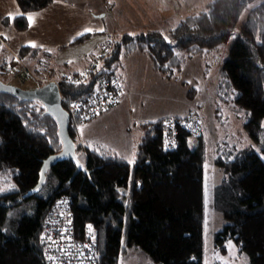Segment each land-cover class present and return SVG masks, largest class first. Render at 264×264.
Segmentation results:
<instances>
[{"label":"trees","instance_id":"16d2710c","mask_svg":"<svg viewBox=\"0 0 264 264\" xmlns=\"http://www.w3.org/2000/svg\"><path fill=\"white\" fill-rule=\"evenodd\" d=\"M16 2L22 15L3 23L26 31V15L40 12L54 0ZM235 33L221 79L233 90L235 111L246 112L243 124L252 142L261 143L264 0H213L206 11L183 19L169 36L158 30L124 35L87 83L63 79L61 94L68 100L89 94L96 80L115 73L123 54L137 50L147 51L155 70L170 79L181 67L177 49L189 55L202 53ZM38 51L23 47L18 56L26 61ZM1 61L0 73L5 74L11 61ZM165 124L164 119L141 124L143 135L130 164L105 144L82 145L70 121L74 143L77 139L79 148L84 147L78 157L86 171L73 177L72 160L58 162L47 172L42 191L25 198L38 184L44 161L63 148L59 125L40 101L0 91V176L12 174L14 180L11 189L0 192V264H47L40 235L49 210L60 199L74 214L75 235L94 238L98 264H120L131 248L139 249L153 264H203L206 145L202 134L180 129L177 144L169 148ZM192 137L199 141L193 144ZM224 144L215 158L225 177L215 188L214 206L229 223L215 234L216 246L225 250L223 245L233 240L251 264H264V149L262 157L255 148L239 150ZM227 150L232 151L226 155ZM14 207H25L20 220L8 215Z\"/></svg>","mask_w":264,"mask_h":264},{"label":"rangeland","instance_id":"374dc122","mask_svg":"<svg viewBox=\"0 0 264 264\" xmlns=\"http://www.w3.org/2000/svg\"><path fill=\"white\" fill-rule=\"evenodd\" d=\"M85 1L90 15L102 17L99 18L104 30L99 31L100 33L96 35L97 39L94 41L88 39V44L97 42L91 47L89 56L82 60L81 54L85 51V47L80 46L81 44L65 47V49L53 47L50 49L52 57L51 59L48 58L50 63L43 62V66L34 67L39 71H37V74L42 77H53L50 73L53 72L58 78L64 77V79L69 81H76L77 78L89 72V66L98 57L93 58L94 56L102 51L106 53L108 51L106 46H109L108 57L116 42H120L124 35L134 36L145 33V31L158 30L169 36L170 30L178 27L183 19L206 11L208 5L213 2V0ZM245 16L246 12L241 17V22ZM236 39L237 33L225 43L215 47V49H206L198 54L189 55L186 51L177 49L176 53L181 58V67L170 79L164 74L162 75L152 70V61L147 51L137 50L142 53H138V56L143 59V69L131 75L124 72L123 81L120 78V74H122L121 67L124 68L125 65H121V60L114 70L118 74L119 82L121 83L122 96L120 102L125 95L124 109L111 112L117 107L116 104L113 110L108 111L107 114L103 113L104 115L95 117L86 126L80 124L75 127L79 135V142L83 143L82 145H87V142L90 145L105 144L113 152H117L126 162L134 164L135 150L143 135L141 124L144 122L142 123L141 119L151 118L149 120H155L164 118L167 122L172 119L182 120L189 113L198 115L199 123L202 126L200 134H202L201 137H203L206 145L204 163V205L206 207L204 214L203 264H251L249 255L240 251L236 242L233 240L228 241L223 245L225 249L223 250V247L216 246L215 240V234L222 231V228L229 223L226 217L214 206L215 188L221 184L225 177V172L215 162L219 145H226L224 143H227V148L229 145L230 147L234 145L239 150L242 148H255L262 157L264 149V131L261 143L252 142L250 135L241 126V123L247 120L246 112L244 110L241 113L235 111L237 109L236 102L233 100V90L221 79L223 65L229 58V51ZM103 41L105 42L102 43ZM77 46L81 48H77ZM13 56L20 58L15 54ZM22 61L25 62L24 60ZM43 61H46V59H43ZM13 63L14 66L8 68L9 70L5 74L0 73V79L5 84L32 90L43 87L44 84L48 83L46 81L42 83L36 82L33 75L21 70V64L17 60H11V64ZM40 70L49 73L43 74ZM99 83L100 79L96 80L94 89ZM69 101L63 97L65 106ZM64 109L67 110V107ZM187 109H190L188 114L183 116ZM232 118L240 124L239 127H236L237 125L231 121ZM192 141L193 144H196L199 138L192 137ZM75 143L76 154L81 157L84 147L81 146L79 148L77 139ZM231 151L227 150L225 152L226 155L230 154ZM13 185L12 174L0 176V192L11 189ZM24 210L25 207H14L8 215L10 219L18 217V220H20L25 213ZM120 264L153 263L139 249L131 248L121 259Z\"/></svg>","mask_w":264,"mask_h":264},{"label":"built area","instance_id":"2783aa9c","mask_svg":"<svg viewBox=\"0 0 264 264\" xmlns=\"http://www.w3.org/2000/svg\"><path fill=\"white\" fill-rule=\"evenodd\" d=\"M0 45L10 51L9 45L3 42L1 37ZM106 48L108 51L106 53L100 52L96 58L97 60L89 67V72L71 82L78 84L89 81L93 74L99 71L102 63L107 58L110 49L109 46H106ZM17 61L21 64V70L33 75L36 82L62 83L61 80H54L51 76L36 75L25 62L20 59H17ZM121 96L119 76L116 73L103 75L99 85L92 92L79 97V99L67 102L66 107L70 120L75 124V127L86 124L95 117L113 110L114 106L120 102ZM198 118L196 113H189L182 120L172 119L166 122L169 148H173L177 144L178 140L175 136L180 129L188 130L194 135L200 134L202 126ZM74 224V214L71 212L69 203L64 199H60L46 217L40 235L47 264H98L97 245L94 238L90 236L89 239L83 240L77 237L74 233Z\"/></svg>","mask_w":264,"mask_h":264},{"label":"crops","instance_id":"0c3cea01","mask_svg":"<svg viewBox=\"0 0 264 264\" xmlns=\"http://www.w3.org/2000/svg\"><path fill=\"white\" fill-rule=\"evenodd\" d=\"M87 9L88 7L85 0H54L51 6L40 10V12L29 13L28 15H26V18H28L29 16L33 18L32 22L31 24L29 23L28 30L19 31L16 30L12 24L5 25L3 21L6 18L13 20L19 15H22L21 8L18 6L16 0H0V37L3 42L9 45L10 52L12 53L11 54L8 49L0 45V63L2 62L1 60L4 58L10 59L11 61V56H13V54L18 55L21 48L32 47L31 45L33 44L36 45V47L33 48L39 50L38 54L36 56H28L30 58H28V60L25 59V64L29 63L27 65L30 66V68H32L34 72L35 70L38 71V69L34 67H38L40 65L43 66V62H46L48 64L50 63V60L48 58L51 59L52 57V51H50V49H52L53 47L56 49H65V47L67 48L69 46H76L81 44L80 46L85 47V51L81 54V58L82 60H84L87 56H89V52H91V47L97 43L95 42L93 44H88V39H90L91 41L97 39L96 35H99V29L102 28L100 19L102 17H97V15H90ZM87 29H91L92 31L87 32ZM87 34H89V36L85 40L79 41L80 37H83ZM104 42L105 41H103L102 43ZM77 48L81 47L77 46ZM138 53L140 52L136 51L129 55L123 54V57L120 59L121 65H125L124 68L121 67L122 74H120V78L122 79V81L125 77L124 72L126 74L131 75L132 73L140 71L144 68V66L142 65L143 59L139 58ZM97 56H99V53L93 58H96ZM43 59H46V61H43ZM151 61L152 70L157 73H161L159 70H155L153 60L151 59ZM11 65L14 66V63ZM43 70L40 71L43 72ZM37 71L36 74L39 72ZM44 73L49 72H43V74ZM50 73L51 75H53L52 79L54 80L64 79V77H56L53 72ZM124 98L125 95L123 96L121 102L117 105V107L114 108V110L111 112H114L115 110L120 111L124 109ZM189 110L187 109L185 111L186 113H183V116L185 114H188ZM149 119L144 118L141 120L142 123H149L157 122L160 121V119L164 118L155 120ZM231 121H233V123L237 125L236 127H239L240 124H238L236 120L234 121L232 118ZM241 124V126H243L244 128V124ZM87 144L89 143L87 142Z\"/></svg>","mask_w":264,"mask_h":264},{"label":"water","instance_id":"95a60500","mask_svg":"<svg viewBox=\"0 0 264 264\" xmlns=\"http://www.w3.org/2000/svg\"><path fill=\"white\" fill-rule=\"evenodd\" d=\"M61 83L49 82L44 84L43 87L26 90L24 88L16 87L11 84H5L0 79V91L6 93H13L15 96L20 99H25L29 101L38 100L40 101L47 112L51 114L55 120H57L59 125V135L61 141L63 143V148L61 152L56 155H53L47 158L42 165V169L40 171L39 182L36 187L26 195L25 198L33 197L37 195L41 189L45 186L47 182V172L53 168V166L57 165L58 162L65 160H72L74 165L76 166V171L73 174V177L82 173V171H86V166L79 160L78 154H76V143L70 134V115L69 112L64 109L62 104V97L60 92Z\"/></svg>","mask_w":264,"mask_h":264},{"label":"snow or ice","instance_id":"6c2138e0","mask_svg":"<svg viewBox=\"0 0 264 264\" xmlns=\"http://www.w3.org/2000/svg\"><path fill=\"white\" fill-rule=\"evenodd\" d=\"M28 19H29V23L31 24V22H32V17L31 16H29L28 17ZM87 32H91L92 30L91 29H87L86 30ZM99 31H104L102 28L101 29H99ZM131 35V34H130ZM32 47H36V45L35 44H33V45H31ZM82 75H83V73H82ZM90 228H91V226H89Z\"/></svg>","mask_w":264,"mask_h":264},{"label":"bare ground","instance_id":"6f19581e","mask_svg":"<svg viewBox=\"0 0 264 264\" xmlns=\"http://www.w3.org/2000/svg\"><path fill=\"white\" fill-rule=\"evenodd\" d=\"M15 59L17 60V59H20V58H18L17 56L15 57ZM21 60V59H20ZM79 158V157H78ZM57 202H58V200H57ZM56 202V203H57ZM56 203L53 205V207L56 205ZM53 207L49 210V212L53 209ZM49 212H48V214H49ZM48 216V215H47ZM43 228H44V226H43ZM44 254H45V249H44Z\"/></svg>","mask_w":264,"mask_h":264}]
</instances>
